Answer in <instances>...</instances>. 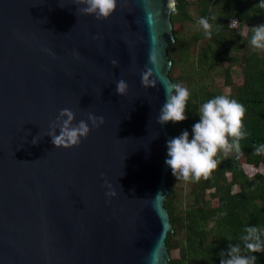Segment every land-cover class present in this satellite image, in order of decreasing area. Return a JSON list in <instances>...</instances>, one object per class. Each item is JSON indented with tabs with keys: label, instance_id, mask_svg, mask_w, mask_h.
Wrapping results in <instances>:
<instances>
[{
	"label": "water",
	"instance_id": "obj_1",
	"mask_svg": "<svg viewBox=\"0 0 264 264\" xmlns=\"http://www.w3.org/2000/svg\"><path fill=\"white\" fill-rule=\"evenodd\" d=\"M76 4L0 0V264H170L175 135L157 117L175 84V0H117L103 21ZM147 68L154 88L141 83ZM64 108L104 123L55 147L47 132Z\"/></svg>",
	"mask_w": 264,
	"mask_h": 264
},
{
	"label": "trees",
	"instance_id": "obj_2",
	"mask_svg": "<svg viewBox=\"0 0 264 264\" xmlns=\"http://www.w3.org/2000/svg\"><path fill=\"white\" fill-rule=\"evenodd\" d=\"M259 3L175 0L171 20L176 40L168 47L173 61L169 75L175 84L188 88L190 97L187 119L167 123L169 132L178 136L188 130L191 138L202 103L226 95L245 106L247 135L240 141V153H217V166L206 178L185 181L168 172L165 207L173 226L166 238L170 264H220L219 253L227 252L229 243L243 250L240 236L246 226L264 229V154L254 155V146L264 144V50H253L249 43L251 28L264 24ZM213 15L217 20L210 21L209 39L197 22ZM232 18L238 20L237 27L230 26ZM242 254L255 255L256 264H264V252Z\"/></svg>",
	"mask_w": 264,
	"mask_h": 264
},
{
	"label": "clouds",
	"instance_id": "obj_3",
	"mask_svg": "<svg viewBox=\"0 0 264 264\" xmlns=\"http://www.w3.org/2000/svg\"><path fill=\"white\" fill-rule=\"evenodd\" d=\"M76 5H78L79 14L91 15L96 20L103 21L113 14L117 7V0H78ZM259 7L264 8V0H260ZM215 20H217L215 15L201 17L198 20L197 23L203 29L206 38L212 37L213 24L210 21ZM251 32L249 43L252 49L264 50V24L252 27ZM117 63L116 60H112L113 65ZM150 63L154 66L158 65L155 57H150ZM151 76H153V69L147 68L141 73V83L146 87L154 88L156 79H149ZM128 88L129 85L124 79L116 81L115 91L118 95H126ZM189 97L188 88L181 83L166 86L165 102L160 108L157 123L164 125L186 120V105ZM245 113L246 109L242 103L226 95H218L202 103L198 113L199 121L191 128V138L189 131L183 130L178 136L166 142L165 164L171 169L172 175L176 179L199 181L216 168L215 157L218 152L222 150L225 153L230 151L240 153V141L247 135L243 130ZM86 115L87 119L74 122L75 113L69 108L61 109L47 132L52 144L55 147L65 148L79 146L82 139H86L93 128H98L104 123L102 116L98 117L92 113ZM39 140L38 135L32 143L36 144ZM261 154H264V144L254 146V155ZM104 186L110 189L106 193L107 196L115 195V192L111 190L112 185L107 180ZM227 239L231 238L227 237ZM240 240L243 242V250L239 244L229 243L227 252L219 253L220 264H256L255 255H245L242 251L264 252V229L259 226H246Z\"/></svg>",
	"mask_w": 264,
	"mask_h": 264
},
{
	"label": "built area",
	"instance_id": "obj_4",
	"mask_svg": "<svg viewBox=\"0 0 264 264\" xmlns=\"http://www.w3.org/2000/svg\"><path fill=\"white\" fill-rule=\"evenodd\" d=\"M229 24L231 27H237L238 26V20L236 18H232V19H230Z\"/></svg>",
	"mask_w": 264,
	"mask_h": 264
},
{
	"label": "rangeland",
	"instance_id": "obj_5",
	"mask_svg": "<svg viewBox=\"0 0 264 264\" xmlns=\"http://www.w3.org/2000/svg\"><path fill=\"white\" fill-rule=\"evenodd\" d=\"M191 27H192V25H191ZM218 82H219V83H221V81H220V80H218ZM176 254H177V252H174V255H176Z\"/></svg>",
	"mask_w": 264,
	"mask_h": 264
}]
</instances>
